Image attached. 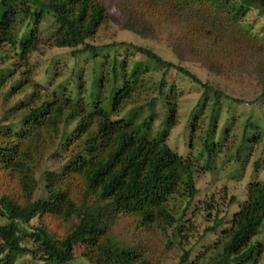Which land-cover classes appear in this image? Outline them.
Returning a JSON list of instances; mask_svg holds the SVG:
<instances>
[{
    "label": "trees",
    "instance_id": "1",
    "mask_svg": "<svg viewBox=\"0 0 264 264\" xmlns=\"http://www.w3.org/2000/svg\"><path fill=\"white\" fill-rule=\"evenodd\" d=\"M112 6L121 13L122 28L143 39H154L163 26H178L177 35L168 38L172 51L182 58L185 48L186 55L203 61L200 41L206 40L222 50L230 43L221 42L226 38L222 31L229 23L243 18L251 8L264 16V0H0V47H12L16 57V62L0 70V90L8 83L1 93L3 101L31 88V93L24 94L25 99L4 108L5 121L0 124V264H12L16 257H29L38 264H72L77 246L81 248L80 257L89 264H151L142 258L137 246H122L110 237L115 219L125 218L134 229L156 225L163 231H175L184 220H175L169 214L166 201L180 188L187 201L196 194L192 165L171 151L163 138L149 139L141 133L151 118L143 121L141 132L129 121L110 119V113L118 112L144 85L137 84L141 72L137 65L126 79L122 59L118 75L121 82L111 95L109 111L93 97L85 105L64 95L39 101L38 86L27 78L24 62L35 51L38 39L34 27L19 40L14 39L17 15L30 18L32 22L26 25L30 28L39 23L44 13H50L56 25L51 47L68 48L72 57L85 53L95 57L96 49L88 41ZM187 13H193L195 19L186 22L183 16ZM131 48L164 69L158 85L161 91L169 70L199 83L152 51ZM118 60L114 57L113 62L117 64ZM207 60L209 71L220 74L223 68ZM113 71L116 73L115 66ZM259 75V93L264 97V66ZM201 87L204 97L208 93L214 97L207 139L203 141L206 163H212L209 146L213 144L211 135L221 94L205 84ZM168 111L171 116L172 110ZM73 121L75 134L84 136L81 150L66 162L61 174L45 172L42 188L38 189L31 167L49 148L59 126ZM64 179L74 182L76 197L71 198ZM58 218L64 227L62 238H54L53 230L44 222L51 219L60 224ZM263 219L264 181L252 182L244 201L237 205L216 238L214 247L219 246L220 252L205 264L255 263L256 252L249 242ZM220 227L221 221H215L208 231ZM197 261H191L188 251L182 249L178 264Z\"/></svg>",
    "mask_w": 264,
    "mask_h": 264
},
{
    "label": "rangeland",
    "instance_id": "2",
    "mask_svg": "<svg viewBox=\"0 0 264 264\" xmlns=\"http://www.w3.org/2000/svg\"><path fill=\"white\" fill-rule=\"evenodd\" d=\"M120 16L114 6L107 9L88 41L96 49L95 57L87 53L72 57L68 48L51 47L56 25L50 13H44L39 23L30 28L26 25L32 22L31 19L17 15L13 37L19 40L29 29L35 28L38 45L28 55L24 69L28 80L38 86L39 101L51 95H64L85 105L93 97L109 111L111 95L121 82L118 75L122 59L125 60L126 79H129L135 65L139 67L141 72L137 84L144 85L118 112L110 113V119L129 121L133 128L141 132L143 121L151 118V123L141 133L149 139L163 138V143L171 151L192 165L196 194L187 201L180 188L166 201L169 214L175 220H184L178 223V230L167 228L163 231L156 225L134 229L119 216L110 227V237L119 245L137 246L142 258L151 264H178L182 249L188 251L191 261L198 259L197 264H205L220 252L219 246L214 247L216 238L236 212L237 205L244 201L248 184L264 181V134H261L264 130V97L260 96L258 86L259 71L264 66V16L251 8L243 18L221 29L226 37L221 42H230L222 50L206 40L200 41L204 61L186 55L185 48L182 54L178 52L182 58L172 51L168 38L177 35L178 26H163L154 39H143L124 30ZM184 17L186 22L195 19L193 13ZM111 44L115 45L108 46ZM105 45L107 47H103ZM131 46L152 51L164 61L194 76L199 83L169 70L166 85L161 91L158 85L164 69L136 54ZM104 57H107L106 63ZM114 57L119 59L117 64L113 62ZM15 58L12 47L1 46L0 70L16 62ZM205 58L215 63L218 69L223 68L220 74L209 71ZM201 84L221 94L211 135L213 144L209 146L212 163H206L203 141L207 139L214 97L211 93L204 97ZM7 87L8 83L0 90V124L5 121L4 108L25 99V93H31V88H28L3 101L1 93ZM169 109L172 110L171 116H168ZM75 129V121L62 123L49 148L31 167L38 189L42 188L45 172L61 174L66 162L81 150L84 136L78 137ZM63 181L68 185L71 198L76 197L74 182L70 179ZM60 221V218V224L51 219L44 221L53 230L51 234L54 238H62L65 234ZM215 221H221L222 227L208 231ZM2 222L0 218V224ZM249 245L256 252L253 264H264V219ZM80 253L81 248L77 246L72 264H89L80 257ZM12 264L38 263L29 257H16Z\"/></svg>",
    "mask_w": 264,
    "mask_h": 264
}]
</instances>
